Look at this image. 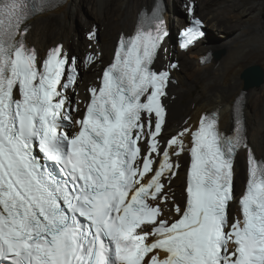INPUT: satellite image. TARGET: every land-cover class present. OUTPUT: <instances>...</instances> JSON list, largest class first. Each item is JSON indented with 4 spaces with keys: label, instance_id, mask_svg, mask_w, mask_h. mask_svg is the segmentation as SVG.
<instances>
[{
    "label": "snow or ice",
    "instance_id": "6c2138e0",
    "mask_svg": "<svg viewBox=\"0 0 264 264\" xmlns=\"http://www.w3.org/2000/svg\"><path fill=\"white\" fill-rule=\"evenodd\" d=\"M154 5L105 64L96 26L82 60L62 43L43 56L29 43L31 21L61 0H0V264H264V161L239 115L230 134L217 111L169 129L179 64L157 67L169 31ZM185 9L182 50L205 35L195 0ZM97 65L81 96L80 71Z\"/></svg>",
    "mask_w": 264,
    "mask_h": 264
},
{
    "label": "bare ground",
    "instance_id": "6f19581e",
    "mask_svg": "<svg viewBox=\"0 0 264 264\" xmlns=\"http://www.w3.org/2000/svg\"><path fill=\"white\" fill-rule=\"evenodd\" d=\"M162 1L165 4L164 17L167 24L170 25V19H175V27L178 29L174 39L172 30L169 29L157 67L179 59L178 55L185 68L190 61L195 62L187 79L183 77L180 68L172 72V79L177 82L171 84L168 89L169 98L166 103L169 107V129H175L188 118L195 123L202 113H209L218 108L219 128L229 131L233 124L232 106L238 93L243 91L241 105L247 139L255 156L264 159V0H195V7L203 14L207 35L186 52H179L175 41L180 30L188 25L190 19L187 12L185 15L186 0ZM81 3L90 6V12L95 18L89 17L85 20L87 30L93 26L98 30L104 29L99 44L92 47H99L97 48L103 53V62L106 64L111 59L118 35L122 32L131 34L138 13L151 8L154 0H64L61 6L37 15L31 21L29 43L35 45L41 55L49 47L62 43L69 53L82 60L91 50L86 39L88 31L80 32L71 24L75 9H78ZM208 39L211 40L208 42ZM208 52H211L210 59L201 63V58ZM100 67L97 65L90 71L81 70L82 75L76 89L81 96H85L86 88L96 80ZM251 67L261 69L263 80L259 86L245 88L242 74ZM197 84L200 85V90L191 95ZM239 157L241 164L240 167L236 164L235 180V185L236 182L239 183L236 191L238 196L247 179L246 156L240 153L237 158ZM181 163L182 179L180 177L174 183L177 198L180 197L184 186L187 158ZM241 171L242 180L239 176ZM231 206L233 214L235 204Z\"/></svg>",
    "mask_w": 264,
    "mask_h": 264
},
{
    "label": "rangeland",
    "instance_id": "374dc122",
    "mask_svg": "<svg viewBox=\"0 0 264 264\" xmlns=\"http://www.w3.org/2000/svg\"><path fill=\"white\" fill-rule=\"evenodd\" d=\"M170 1H173V0H170ZM82 5H83V7H82ZM197 6V5H196ZM80 7V8H79ZM78 7V9H75V15H74V18L73 19H71V21H72V25H73V27L75 28V29H77L78 31H84V32H86L87 33V28H86V25H85V20H87V18L89 19V17L90 18H94L93 17V14H92V12H90V11H92L91 9H90V6L89 5H87L86 3H81L80 4V6ZM195 9H196V11L197 12H195V16L196 17H200L202 20H203V14H201V12L199 11V9H197V7H195ZM83 10V11H82ZM77 13V14H76ZM168 15H169V13H167ZM185 15H186V11H185ZM185 15H184V17H185ZM95 19V18H94ZM188 19V18H187ZM188 20H186V22H187ZM68 24H69V21H68ZM175 24H176V21H175V19H170V30H172V37H173V39L175 38V35H176V32H177V29L178 28H176L175 27ZM104 27H105V25H104ZM102 31H104V29H99V41L101 40V32ZM211 31V30H210ZM216 34H218L217 33V31H216ZM217 36V35H216ZM219 36V35H218ZM209 37V36H208ZM77 37L75 38V41H77ZM211 39H208V42L210 41ZM174 41V40H173ZM207 41V40H206ZM95 46V45H94ZM98 47V46H97ZM96 47V48H97ZM99 48V47H98ZM97 48V49H98ZM213 50L214 51H216L214 48H213ZM70 54H72V53H70ZM191 55V54H190ZM77 57V56H76ZM178 57H179V59H176V60H173V61H176V62H178V64H179V67H178V69L180 68L181 69V73H182V75H183V77L184 78H188V76H189V73L191 72V68H192V66L194 65L195 66V62H191L190 61V63L188 64V67H184L183 65H182V61H181V57L178 55ZM190 59H192V55L190 56ZM170 61V60H169ZM82 72L80 71V78H81V74ZM176 81V80H175ZM177 82V81H176ZM176 84V83H175ZM200 90V85L199 84H197L196 85V87L194 88V90H193V92H192V94L191 95H195V94H197L198 93V91ZM182 102H185L184 100H182ZM239 159H241L240 157L239 158H237L236 159V164L240 167V165L239 164H241V160H239ZM236 165V166H237ZM239 170V169H238ZM239 176L241 177V180H242V178H243V172L241 171L240 173H239ZM180 177H181V179H182V175H180ZM236 177H237V175H236ZM239 186V183H237L236 182V185H235V191H237V187ZM237 194V193H236ZM230 213H232V206L230 205Z\"/></svg>",
    "mask_w": 264,
    "mask_h": 264
},
{
    "label": "water",
    "instance_id": "95a60500",
    "mask_svg": "<svg viewBox=\"0 0 264 264\" xmlns=\"http://www.w3.org/2000/svg\"><path fill=\"white\" fill-rule=\"evenodd\" d=\"M245 88L259 86L263 80V73L258 67H251L246 69L242 74Z\"/></svg>",
    "mask_w": 264,
    "mask_h": 264
},
{
    "label": "clouds",
    "instance_id": "9594fccd",
    "mask_svg": "<svg viewBox=\"0 0 264 264\" xmlns=\"http://www.w3.org/2000/svg\"><path fill=\"white\" fill-rule=\"evenodd\" d=\"M200 18V17H199ZM167 27L170 29V26H169V24H167ZM186 52V51H185Z\"/></svg>",
    "mask_w": 264,
    "mask_h": 264
}]
</instances>
